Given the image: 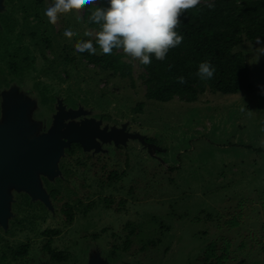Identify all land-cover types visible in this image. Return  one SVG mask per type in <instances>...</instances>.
Here are the masks:
<instances>
[{"label": "rangeland", "instance_id": "obj_1", "mask_svg": "<svg viewBox=\"0 0 264 264\" xmlns=\"http://www.w3.org/2000/svg\"><path fill=\"white\" fill-rule=\"evenodd\" d=\"M52 2L43 0V12ZM83 13L84 7L62 13L51 23L43 35L51 47L30 52L36 72L28 84L41 76L47 97L59 95L110 126L129 122L131 131L166 150L151 155L130 140L95 156L81 149L67 153L61 168L67 180L57 187L75 205L74 222L62 237L64 246L73 244L75 264L84 243L96 237L107 253L117 247L114 263L194 264L217 241L221 248L228 243L223 264H264V54L256 56L257 44L237 46L250 64L253 90L159 102L145 97L138 59L118 49L132 66L131 77H124L100 70L75 49L81 37L92 39L97 31ZM66 27L74 30L71 38L63 34ZM57 53L62 57L57 72L42 77L41 69ZM65 75L69 78L62 80ZM44 101L46 118L51 106ZM127 237L132 243L125 248Z\"/></svg>", "mask_w": 264, "mask_h": 264}, {"label": "flooded vegetation", "instance_id": "obj_2", "mask_svg": "<svg viewBox=\"0 0 264 264\" xmlns=\"http://www.w3.org/2000/svg\"><path fill=\"white\" fill-rule=\"evenodd\" d=\"M52 27L44 15L43 0H0V121L6 115L9 123L29 122L30 128H35L34 136L48 132L58 112L65 114L80 106L75 108L74 102H66L59 95L47 97L48 92L42 85L41 76L28 84V78L35 74L32 75V72H36L33 66L35 57L30 52L42 49V46L45 50L51 47L52 41L47 37L43 38V35ZM61 58V54H55L46 63L45 69H41L42 77L48 78L50 74H55ZM66 78L69 77L65 75L62 80ZM44 98V102L51 106L49 117L46 118L42 117L40 107ZM88 116L95 117L92 113ZM82 118L84 116H79L76 120ZM95 118L102 120V127L107 124L102 118ZM71 120L74 119L66 118L64 122ZM109 145L120 147L114 143H104L103 150L93 152L85 151L79 143L73 142L70 147L65 148L64 155L58 162L60 173H25L26 176L40 180L48 194V198H45L48 202L43 198H34L27 190H18L14 186L5 188L7 194H0V264H75L76 252L72 242L68 241L65 246L62 244L65 231L75 219L73 198H66L63 195L64 188L57 187L67 180L66 172L61 169L62 160L67 157V153H73L77 149L92 156L106 153V146ZM41 165L43 167L42 162ZM7 195H11V198H7ZM117 250V247H113L107 253L96 237L92 242L84 243L80 258L82 260L78 264H90L91 259L95 264H138L112 262L117 256Z\"/></svg>", "mask_w": 264, "mask_h": 264}, {"label": "trees", "instance_id": "obj_3", "mask_svg": "<svg viewBox=\"0 0 264 264\" xmlns=\"http://www.w3.org/2000/svg\"><path fill=\"white\" fill-rule=\"evenodd\" d=\"M97 5L106 7L107 0H97ZM91 7H84L83 20L98 30L99 26L88 20ZM180 21L176 30L183 37L181 44L170 49L164 60L153 58L151 63L141 64L147 99L167 102L178 97L194 102L206 91L233 94L254 89L250 64L237 46L243 42L254 44L257 37L264 41V0H201L195 8L184 10ZM87 39L91 38L81 37ZM96 47V53H79L100 70L131 77L132 66L122 59V52L113 49L112 53L104 54ZM204 61L216 69L209 80H201L197 75L198 66ZM179 77L184 78L183 83ZM148 140L153 142L149 137ZM108 178L117 179V173L112 171ZM125 243L127 248L132 243L130 237ZM223 244L221 248L217 241L209 243L194 264H223L228 243Z\"/></svg>", "mask_w": 264, "mask_h": 264}, {"label": "clouds", "instance_id": "obj_4", "mask_svg": "<svg viewBox=\"0 0 264 264\" xmlns=\"http://www.w3.org/2000/svg\"><path fill=\"white\" fill-rule=\"evenodd\" d=\"M201 0H107V6L97 5V0H53L44 9L49 23L55 24L58 15L93 6L88 17L89 22L99 26L94 39L79 40L74 47L79 52L90 54L100 52L112 53L113 49H122L126 55L138 59L142 65L151 63L152 59L164 60L170 49L179 46L183 40L177 32L181 23L180 14L195 8ZM212 5H209L211 7ZM79 20V15L76 16ZM64 36L71 38L75 33L72 27H66ZM85 36H92L85 31ZM258 47L255 54H264V41L255 40ZM216 69L209 62H201L197 75L201 80L213 78ZM181 83L184 78L179 77Z\"/></svg>", "mask_w": 264, "mask_h": 264}, {"label": "water", "instance_id": "obj_5", "mask_svg": "<svg viewBox=\"0 0 264 264\" xmlns=\"http://www.w3.org/2000/svg\"><path fill=\"white\" fill-rule=\"evenodd\" d=\"M91 113L82 106L65 114L58 112L49 131L39 136H34L35 128H30L29 122L9 123L4 115L0 121V194H7L5 188L14 186L18 190L29 191L34 198H43L46 201L48 194L40 180L26 176L25 173H60L58 162L64 155L65 148L70 147L73 142L79 143L85 151L93 152L103 150L104 143L127 146L130 140H138L151 155L156 151L166 150L148 141L147 135L131 131L129 122H123L120 126L106 124L102 127V120L89 117ZM79 116L84 118L76 120ZM66 118L74 120L67 123L64 122ZM31 165L37 168L34 169ZM6 197L10 199L11 195ZM90 264H95L92 259Z\"/></svg>", "mask_w": 264, "mask_h": 264}]
</instances>
